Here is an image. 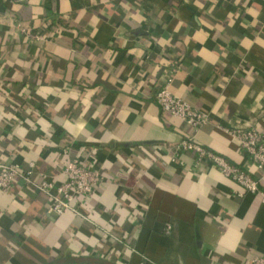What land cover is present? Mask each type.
Here are the masks:
<instances>
[{
	"label": "crops",
	"instance_id": "0c3cea01",
	"mask_svg": "<svg viewBox=\"0 0 264 264\" xmlns=\"http://www.w3.org/2000/svg\"><path fill=\"white\" fill-rule=\"evenodd\" d=\"M166 84L202 127L161 111ZM250 128L264 137V0H0V163L33 165L34 183L60 185L71 158L103 176L80 216L20 180L0 189V264H250L264 179L226 133Z\"/></svg>",
	"mask_w": 264,
	"mask_h": 264
},
{
	"label": "built area",
	"instance_id": "2783aa9c",
	"mask_svg": "<svg viewBox=\"0 0 264 264\" xmlns=\"http://www.w3.org/2000/svg\"><path fill=\"white\" fill-rule=\"evenodd\" d=\"M39 40L37 36H34ZM154 101L161 111L176 117L196 130L202 127L208 120L205 113L189 106L182 99L174 96L169 91L168 84L159 88L154 95ZM226 133L234 139L248 161L261 173L264 179V137L255 129L226 130ZM177 150L193 153L198 161H206L217 168L220 173L239 185L245 192L258 193V181L248 173L230 164L223 157L201 147L192 139H183L177 146ZM63 174L64 182L55 185L41 175L40 181H32L33 165L28 169H22L18 165L0 163V189L9 188L16 180L31 186L39 194L48 200L49 211L55 216L65 213L79 215L75 202L78 198L86 201L93 196L95 190L101 185L103 176L92 165H86L79 158L68 159ZM264 200V199H263ZM105 235L114 241L120 240L110 233L103 231ZM250 264H264V256L254 257Z\"/></svg>",
	"mask_w": 264,
	"mask_h": 264
}]
</instances>
